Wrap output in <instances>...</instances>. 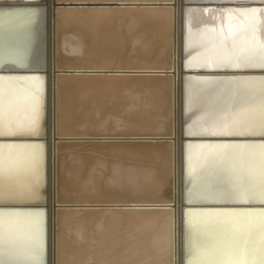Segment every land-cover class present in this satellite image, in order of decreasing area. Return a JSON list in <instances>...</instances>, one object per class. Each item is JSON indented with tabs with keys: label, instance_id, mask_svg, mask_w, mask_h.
Instances as JSON below:
<instances>
[{
	"label": "bare ground",
	"instance_id": "6f19581e",
	"mask_svg": "<svg viewBox=\"0 0 264 264\" xmlns=\"http://www.w3.org/2000/svg\"><path fill=\"white\" fill-rule=\"evenodd\" d=\"M5 1H9V0H5ZM34 1H37V0H34ZM222 1L230 2V0H222ZM23 2H26V1L23 0ZM52 2L50 4L40 5L36 9L35 8H19V9H14V10L0 9V15H2V16H4L5 12H8V13L11 14L9 16H11L12 18L13 17H17V18L20 19V18L29 17V18L33 19L31 21H27L26 26H32L33 29L36 30L37 35L41 34V36H42V49H43L42 50L43 54L41 56V61L37 62V60H36L37 53H35V50L33 48H31L32 46H29V50H25L26 49L25 46L21 47L20 49H17L18 45L20 43L17 42V44H15L16 41H12V40L7 39L8 36L13 35L14 32L11 31V29L12 28H16V25L15 24H11V23L10 24H8V23H6V24L0 23V70H9V69H11V70H14V69L15 70H32V69H37V68L41 69L44 66H46V63L48 62V58H49V48L48 49L47 48L44 49V46H45L46 42H47V44H49L52 41V39L50 40V30L48 31V28L51 29V27H52L53 8H56L54 10V19H55L54 20V30L55 29L63 30L62 34H61L62 38L60 37L59 42L57 41L58 42L57 46L54 45V54H55L54 58L58 59V62L55 63V68L57 70V76H56V79H55V82H56L55 136L57 137L56 139L58 140L57 143H54L55 144L54 145V152H55L54 190H55L56 202L58 203V205H61V207H65L64 206L65 203L64 202H60V200L62 198H64V199L67 198V195H69L70 193L74 194V192H76L77 194L78 193L79 194H87L88 193L90 196H92V194H94V193L102 194V193L106 192V193H104V194H106V196L104 195L105 198L107 197L106 199H108V196H109L107 193L114 194V196L119 194L120 197L123 194V197H125L126 201H121L120 200L121 198L120 199H116V197H117L116 196L114 198L116 200L115 201L116 203H113V204H111L112 203L111 201L107 202L106 200H105V202H103V200H102V202H101V200H99L100 202H95V201L90 202V201H88V203H85L82 200L81 201L78 200L79 196H77L76 193H75L76 196H77L76 200H78L80 202H78V201L74 202L73 198H71L70 195H69V197L73 201V204H71V206H76V207L78 206L77 208L81 209L82 210L81 212L86 214L87 217H90L89 220H91V221H93L94 218H96V215H99L98 214L99 212H101V211L103 212V210H106L109 213L111 212L110 215H112V216L119 215L120 220L113 219L112 216H110V215H109V217H107L108 219L105 217L106 220L102 222L103 227L102 226L100 227L101 228L100 229L101 233L103 232L104 234H106V236H107V234L109 235L110 233H112V236L114 234V237L118 236L117 237L119 239L118 242H119V245H121V246H119V248L117 247L118 248L117 251L119 253H124V251L126 250L125 248L127 247L126 243H128V242L127 241H126V243L123 242V239L125 238L124 236H125L126 230H128V232L130 231L129 232L130 235H134L135 236V234L139 233L143 229H145V231H146V229H147V231H149V230L151 231V228L153 230H155L153 228L154 226L153 227L151 226V223L153 224V222H154L153 225H156L157 226L156 228L159 229V230L156 229L155 230L156 231L155 235H153V236H155V239H156V244H155V246H153L154 249L156 250V254H151V255L147 254V256L146 255H141L140 253H143V251H145V250H143L141 252H139V250H138L139 253H137V254H140L141 258L143 256H145L144 258H142L141 262H143V259H144L145 263L148 262L146 264H150V263L153 264V262L161 263V264H173L171 259H168L167 262H166V260L170 256L174 255L173 254V248H172L173 247V245H172V224H173L172 218H174L173 217L174 216L173 213L176 212V210H175L176 207L175 206H176V203H177L176 199H177V193H178L176 191V184H177V180H176V165H177L176 164V147H177L178 141H177L176 137L173 138L174 131H176V117H175V114H176V112H175L176 111V106H175V101H176V92H175L176 81H175V78H176L177 74H176V71H175V67H176L175 47H176V43H177V35H179L178 34L179 33V31H178V28H179V17H178L179 13H178V11L179 10L177 8L178 5L176 7L174 6L175 0H162V1H160V5H159V7H160L161 4H168V6H166V5L165 6L168 7V9L170 11H172V14H173V24H172L173 27L171 29L172 32L169 31L171 33L170 37H169V41L165 40L166 43H168V45H167L168 46V58H167V60L165 59L166 61H163V60L160 61L161 58L160 59L158 58L159 60H154L152 62L147 63L146 64L147 67H145V72H147V73H144V72H132V73L129 74L131 76V78H133V79L134 78H136V79H140V78L141 79H149V78H152V77L154 78V77L159 76L157 78V81H156V84H155L156 88H154L155 89V94L152 93L153 94L152 96L148 95L149 97H147L145 95V93L147 91L146 88L145 89L142 88L141 90L137 89L136 91L141 92L140 98L136 97V96H133V97H135L133 99V97L130 96L132 98V100L130 101V100L127 99L126 101H123L121 103L123 105V110L119 111V110H117V107H119V106H114L112 108L103 109V101H101L102 100L101 97L99 98V102L96 103L95 99H97V98L93 97V93L95 91H97V89L95 87H92L89 84H84L82 86H77V87H75V85H74V80L75 79H83V78L86 79V78H89V77H94L95 78V77L103 76L104 80H105L107 78V76H108V73H107L108 70L107 69L106 70H100L101 67H102L101 66L99 69H96V70L94 69L95 71H93L91 74H89V76H87V75L83 76L82 74H79V73L74 75L72 73H69L70 70L64 69V63H65L66 60L63 57L72 56L73 51L76 48H80L82 50L85 49L86 48L85 47L86 43L84 41V36H87V35H88V37L89 36L90 37L94 36V34H95L94 33V29L98 25V21L85 24V22H83V21H85V19H89V18H92V17L95 19V17L98 18L100 16L99 14H109V13L112 14V12H118V13H121V14L124 15L125 14L124 12H126V13L129 12L130 13L132 11V13L133 12L135 13V14L134 13L132 14L133 15V20L130 17H129L130 19L126 18L127 15L125 17L124 16H121V17L122 18L124 17L123 19H125V21H127V22H128V20H132L131 22H133L134 20H137V19L140 20V18H142V17H146V16L148 17V16H151V15L153 16L154 13H152L151 9L155 8V6H156L155 2H152V4H150L147 1H143L142 2V1H138V0L137 1L136 0L135 1L118 0V1H101V2H97V1L96 2H88V1L75 2V0H74L73 2H71L72 4L71 3H67V2L66 3L62 2L61 3L60 1L59 2L58 1L55 2V4H56L55 6H59V7H54V3H52ZM157 5H158V3H157ZM236 6H237V4H236ZM31 10H36L34 15L32 14ZM85 11H87V12L90 11L89 16H84L85 13L83 15H81L82 12H85ZM157 11H159V10L157 9ZM93 12H96V14H93ZM40 13L43 14V17H41V15H40V17L42 18V20L40 19L41 25H42L41 27H40V23H39L40 21L38 19ZM129 16H131V15H129ZM244 16H246V15H244ZM249 16H250L249 17V23H247V25L249 24L248 32L246 34L247 38H246V40H244L246 45L247 44H251L249 40L251 38L255 37L256 33L258 32V28H259L258 27L259 19H258V17H256V14L252 13ZM243 17H241V18H243ZM8 18L9 17H4V19H8ZM244 18H246V17H244ZM237 20L235 19V21H237ZM95 21H96V19H95ZM235 23H237V22H235ZM211 24H213V23H211ZM74 25L76 26L75 30L80 33L79 37L81 39V42L79 41L78 44L74 43V41H72V40H69L67 38V36H65L68 33H73L74 34V30L72 29V27H74ZM233 25H234V23H233ZM127 26H128V24H127ZM129 26H131V25H129ZM228 26L230 27V25H228L227 22H225L224 25L222 26V29L218 30V32L220 33L219 34V38L216 39V40H215V37L213 38V41L210 43L207 52H202L203 50L200 51V49L194 43V46H193L192 51H191V53L193 54V57H192L193 58V62L197 63V65L198 64L200 65V64L208 63L210 59L213 60L214 62L215 61L216 62H226V61L227 62H231V61L235 60L234 59L235 52H233V51L232 52H229V51L226 52L225 51L226 55L224 57L221 56L219 54V52H218L223 47L222 46L223 45L222 37L225 36V35H228V32H227L228 29H229ZM112 27H113V25H112ZM236 28H235V30H236ZM240 28H242V27H240ZM109 29H111V28H109ZM192 29H194V28H192ZM96 30H98V28ZM168 30H167V32H168ZM235 30H234V33H235ZM39 31H40V33H39ZM150 31L151 30H149V32ZM230 32H232V31H230ZM113 33H115V32H113ZM236 33H237V31H236ZM146 35H147V33H146ZM205 35H207L206 37L209 39L208 36L212 35V34L209 33V35L208 34H205ZM126 37L124 36V38H126ZM167 38H165V39H167ZM195 38H197V36ZM93 39L96 40L97 37L94 36ZM107 39H108V37H107ZM258 39H260V38H258ZM262 39H263V37H262ZM19 40H20V38H19ZM105 40L106 39H104V41ZM109 40H107V41H109ZM146 40L148 41V39H146ZM159 40H161V38ZM112 41H111V43H112ZM195 41H196V39H195ZM204 41L206 42L207 39L204 40ZM229 42H231V41H229ZM254 42H256V41H254ZM109 43H110V41H109ZM115 43H116V41H115ZM125 43H126V40H125ZM139 43H142V42H139ZM163 43H165V42H163ZM186 43H188V42H186ZM198 43H200V42L198 41ZM134 44L135 45L132 46L131 49L133 50V48H134L135 51H137L138 45H137V43H134ZM106 45H109V44L107 43ZM128 45H130V44H128ZM161 45H164V44H161ZM96 46H98V45H96ZM103 46L105 47L104 44H103ZM118 46H120V45H117L116 48L115 47L114 48L115 49H119V48L121 49L122 48V47H118ZM167 46L165 44V47H167ZM186 46H188V44ZM198 46H200V45H198ZM205 46H206V44H205ZM93 47H95V46H93ZM107 47L109 48V47H112V46L109 45ZM143 48H144V46L142 47V49ZM160 48H162V46ZM200 48H201V46H200ZM109 49L113 50V48H109ZM126 49H128V48H126ZM165 49L167 50V48H165ZM253 49H255V50H253ZM253 49H250L249 53L255 52V54H258V57L260 58V56L262 55L261 45L260 46L258 45L256 48H253ZM93 50H92V53H94L96 51V49H95V51H93ZM116 51H114V53ZM241 51H244V49L241 50ZM89 52H90V50H89ZM97 52H98V50H97ZM110 52L108 51L109 54H110ZM118 52L120 53L119 50H118ZM81 53H83V51ZM114 53H111V54H114ZM159 54H160V52H159ZM241 54H242V52H241ZM85 55H87V54H85ZM125 55H127V54L125 53ZM80 56L81 55L78 56V54H77V56H75L74 58H76V57L79 58ZM95 56L97 57L98 55L96 54ZM156 56L158 57V55H156ZM240 56H242V55H240ZM253 56L256 57L255 55H253ZM249 57L250 56H248L247 58H249ZM254 57L249 59V60H251L254 63H258L259 61L257 62L254 59ZM258 57H256V58H258ZM126 58L130 59L131 57H126ZM143 58H144V56H143ZM220 58L222 59V61H220ZM241 59H242V57H240V60ZM243 59H244V57H243ZM252 59H254V60H252ZM236 60H237V58H236ZM127 61L125 60V62H127ZM251 64L252 63H250V65ZM2 65H3V67H1ZM4 65H9V67L8 66H4ZM245 65H247V64H245ZM190 67H191V65H190ZM201 67H203V66H201ZM223 67H225V66H223ZM103 68H105V67H103ZM205 68H207V67H205ZM73 71H75V70H73ZM179 74L180 73L178 71V75ZM216 74L219 75V76L225 75V77H221V78H223L222 82H223L224 86H221V85L219 86V85H215L214 83H212L210 85V88H209L211 93L212 92H217L218 93L216 95H211V104H214V106H215L213 108V113L216 116V118L214 119V120H216L215 126L218 125V124L221 125V124H228V123H229V126H236V122L235 121H233V120L228 121L229 117L228 118L226 117L228 115V113H229V109H230V106H231L232 98L235 96V93L237 92L236 91L235 93H233L231 77H228V75L234 76L236 74H234V73H229L228 74V72L216 73ZM125 75H127V74H125ZM253 78H255V80L258 79V80H256L257 82L259 81V79L264 80V78H260V77H258V78H256V77H242V81L245 83V85H248L247 90H245V95L242 97V100L245 101L246 99H249V97L252 100V98H253L251 104H252V106L254 107V110H255L254 113H255V118H256L257 124L260 125V123L262 121H264V107H263V105L261 106V104L259 103L260 99L259 100L257 99L256 92L258 90H256V92H255V89L252 90V92H251L252 96H250L251 94H250L249 91H251L250 87H252L250 85H253V84L256 83V82L255 83L253 82V80H252ZM233 79H235V78H233ZM19 80L20 79H15V80H12V79L8 80L7 79V81H5V82H0V129H3L5 134H19V133L30 134V133H27V132H24V131H16V130L18 128H22L23 126L28 124V122L33 117L34 108H35L38 111V116H39V120H38V129L39 130H38L37 134H41L42 131H43L42 118H43V103H44L43 96H41L42 95V89H43L41 80L40 79L31 78V79H29L27 81L25 80V82H18ZM192 80L196 81V80H199V79H192V78L188 79L186 81V89H189ZM247 80H251V81H247ZM2 81H4V80H2ZM204 81H206V80H204ZM96 83H98V85L100 87L99 78H98V81H96ZM101 83H103V82H101ZM259 84L261 85L262 83L260 82ZM98 85H97V87H98ZM195 85L196 86L194 88L197 87V84H195ZM243 85L244 84L242 83V86ZM262 86H264V83L262 84ZM102 87H104V86H102ZM192 87L193 86H191L190 89H192ZM216 87H217V89H216ZM132 89L135 92V89L134 88H132ZM243 89H244L243 87H240V89L238 91L239 94H241ZM133 90H131V91H133ZM131 91H130V95L134 93V92L131 93ZM261 95H264V94L261 93ZM98 96H101V95H98ZM187 96L188 95H186V98H187ZM239 96H241V95H239ZM191 98H193V96ZM258 98H259V93H258ZM261 98H262V96H261ZM197 99H198L197 95L195 94L194 95V102L195 103L198 102ZM203 99H204V97H203ZM205 99H204V101H205ZM263 99H264V97H263ZM111 101H113V99H111ZM143 101L145 103H143ZM233 103H235V102H233ZM140 105L145 107L147 113H149V115H150L148 123L146 125L145 124H132V127H131L132 131L128 133L130 136H127L128 137L127 139H125V140H122V139L115 140V141H119V142H124L125 144H123L121 146H115L114 147V154H113L112 160L109 158L111 160V163L109 162V160H108V162L110 164L106 161L109 164L108 165L105 162V160H107V159H104V157L101 156V155L100 156L97 155V158L95 157V160H96L95 161L94 158L90 156V154H88L89 155L88 156L87 153H86V155L88 156V157L86 156L88 159L85 157L86 160H89V157H91V159H93L95 161L94 162L95 164L92 167L93 171H91V169H90L91 173H90V175L87 178H85V177L88 174H84L85 176L82 174L84 177L82 179L81 178L79 179L76 176L77 174H79V173H77L78 170L75 171L76 175L74 174V176H76V178H74V176L71 177V174H73L71 172L72 170L69 171L67 169L69 172L66 171V168H68L67 167L68 158H70L72 156L71 157V161H72V158L74 157L75 160H77V163L81 162V156L84 158L85 155L83 156V154L85 152L81 155V154H78V153L79 152L81 153L83 150L80 149L79 152H78L79 149L75 150L78 153H76V152H74V153H76V155L78 154V156H73L74 153H72V152H71L72 154L68 153L70 151L71 147H74L75 145H78V144H80V146H81V143H74L75 144L74 146L71 145L73 143V142L71 143V140H73L74 137L71 138L70 132H72V131L75 132L76 131L78 133L79 131L87 130L86 125L95 127L97 125V121H99L100 119H105L106 115H110L113 118L116 117V119L119 117L120 120H121V122L119 123V126L125 128L128 125L130 126L129 123L132 122V120H130V118H129V115L132 114L133 112H135L137 107H139ZM188 105L189 104H187V106ZM108 107H110V106H108ZM125 108H127L128 112L125 111ZM168 113H169V115H168ZM167 115H168V120H171L170 122H171V124L173 123V125H171L172 127H169L170 129L166 131L165 130V126H166L165 118H166ZM223 116H225V118ZM247 121H248V119H247ZM239 122H240V120H239ZM254 123H255V121H254ZM255 126H256V124H255ZM249 127H252V124ZM10 129L12 130L11 132H9ZM88 129H90V128L88 127ZM186 129H188V127H186ZM196 129L198 130L197 127H196ZM88 131H86L87 134H88ZM199 132H200V130H199ZM64 134H70L69 135L70 138H69V136L66 137V135H64ZM72 134H74V133H72ZM202 135H205V134H202ZM86 137L81 136V139H77V140H79V141H83V140L87 141L88 140V144H89L90 143V138H88V137L86 138ZM105 138L106 137L104 136V139ZM105 140H104V144H105ZM142 143H146L147 145H149V147H150L149 151H151L150 158H149L150 160L148 159L149 160V164L146 165V166H145V163H141L140 162L142 160H140V161L137 160L138 161V163H137L136 159H135V155H137V154H136V152H134V150H136L137 147L141 146ZM203 144L204 145H208V144L215 145L213 143H201V145H203ZM223 144L241 145V144H230V143H223ZM159 146H160V149H159ZM252 147H253L252 148L253 149L252 153L254 152V155H252V158H254V160L249 163L250 166H251L250 170L252 171V173L251 174L248 173V170H247V175L251 176V178L250 177L247 178V175H245V176L243 175L245 177L244 181H247L248 179L251 180V181L248 180L249 189H247L245 191L244 188L239 187V190L237 191V189L233 190V189H226L225 188L224 190L226 192L233 193V195H228V196H219L218 195L217 198H216L217 200H218V197H219V198H221V200H225V201H228V200L240 201L241 198L245 199L251 193H252L251 196H253L254 198H259L261 187H260L258 182L261 179L264 178V173L261 174V177H258L260 175V171H259V175H256V172L254 173V169L255 168L256 169L257 168H263L262 170H264V163H263V165H260L261 161H264V156L262 158L258 157L257 148H261L260 145H252ZM239 148L240 147H233V149H236V151H239ZM63 149L65 150V151H63V152H65V154H63L64 156L60 155V154H62L61 150H63ZM75 149H77V148H75ZM85 149H86V146H85ZM92 149L93 148H91L90 150H92ZM229 149H230V147L227 148V150H229ZM71 151H74V149L71 150ZM2 152L5 155L7 154L8 156H10V158L12 160H15L16 164H19V166H17V165H15V166H16V171L17 172L19 171L18 173H20L19 177H15V176L12 177V178L10 177L8 185L6 187V190L9 191L10 193H16V194H14L15 196L24 197L23 199H28L30 201H34V199H37V197L36 198H31V197H28L26 195H21V193H26L30 189H34L35 191H37V188L40 185L41 172H42V170H41V160H40L41 159V150L40 149L38 150V148H32V147L31 148H25L24 147L21 150H19V149L18 150H14V148H7V149L5 148V150L3 149ZM138 152H141V151H138ZM196 152L197 151H194L191 154V160L192 161H195L196 158H197ZM94 153H97V152H94ZM230 154L232 155V153H230ZM91 155L94 156V154H91ZM64 157H65V159H63ZM136 157H138V156H136ZM222 157L224 158L225 156H222ZM60 160H62V161H60ZM64 160H66V163L64 164L65 166L61 167L63 165L62 163L64 162ZM22 161H25V162H22ZM89 161H91V160H89ZM139 162H140L141 165L142 164H144V165L138 167L139 166L138 165ZM69 163L71 165L74 164V163L72 164L70 162V159H69ZM89 163H92V162H89ZM84 166H85V164H84ZM69 167H71V166H69ZM238 167L239 168L241 167L240 164L238 165ZM61 168L64 169V171H63L64 173L61 174V176H60ZM72 168H74V167H71V169ZM75 168H74V170H75ZM105 169H107V171ZM85 170H87V169H85ZM104 170L106 172H104ZM228 170H229L228 166H225V168L223 170V173L221 175L224 176V173H226ZM242 171H243V167H242L241 173H242ZM67 172L68 173L71 172V173L68 174ZM85 173H87V172L85 171ZM191 174H192L191 170L189 168V165L187 164L186 175H187V181L188 182H190ZM79 175H81V174H79ZM82 175H81V177H82ZM241 176L242 175H240V177ZM164 178H167V182H166V179L164 180ZM201 178H202V180H201L200 184L198 185V187L204 189V188L208 187V179L204 175H202ZM74 181H75V183H74ZM80 182H82V183H80ZM221 182L222 181H220V183ZM167 183L170 185L169 188H165ZM240 184H241V182L239 183V185ZM256 184L258 186L257 189H256ZM216 186H217V184L214 185V187H216ZM242 186H243V184H242ZM192 187H194V186H192ZM219 187H220V189L222 188L221 185H219ZM9 188H10V190H9ZM262 191H264V188H263ZM241 192L247 193L248 195H246L244 197H240L238 195H235L236 193H241ZM196 194H198V193H196ZM9 196H11V195H9ZM114 196L111 195L110 197L113 199ZM131 196L135 197L136 200L135 199L131 200L133 198H131V199L127 198V197H131ZM82 198H84V197H82ZM86 198H87V196H86ZM98 199H101V198H98ZM89 200H91V199H89ZM109 200H110V198H109ZM67 201L65 200V202H67ZM69 202L71 203V201H69ZM62 203H64V204H62ZM108 203H110V205ZM103 204H105V205H103ZM106 204H108V205H106ZM100 205H103V206H100ZM156 205L170 206V207L173 206L174 209L173 208L172 209L171 208L170 209H163V208H159V207H154V208H149L148 207V206H156ZM119 206H121V207H119ZM122 206L127 207V208H124ZM135 206H137V207H135ZM142 206H145V207H142ZM111 207H113V208H111ZM71 210L72 209H70V211ZM76 211H77V209H76ZM68 212H69V210L66 211L65 208L57 209V211H56V223H57L56 245H57V252H59V251L61 252V255H57L56 256V262L57 263L60 262L61 260L63 261V259L60 260L59 257H63L64 254L69 253L67 248L75 246V245H72V244L76 243V241H78L81 244H83L84 242H91V240L93 242L94 239L95 240L96 239H99V240L101 239L102 240L103 237H105L104 234L98 233V232H100V231H98L99 230V226H98V228L96 227V224H94V223H96L95 221L93 223L90 222L89 220H87L86 222H81V220L78 219L79 217L77 218L78 219L77 220V219H75V216H72V218L74 217L73 220H72L70 218L71 216L70 217H68V216H69V214H72L73 212L72 211H71V213L70 212L68 213ZM81 212H80V215H81ZM105 212H103V213H105ZM76 213H74V215ZM164 214L168 215V217L165 218L164 220H161V221L158 222L157 221L158 220L157 217L158 216L162 217ZM101 217H102V215H101ZM219 217L221 218L219 222L220 223L221 222L224 223V225L226 226L225 227L226 229H230L228 234H232V233H230V232H233V230H231V227H230V226H232V223L225 216H220L219 215ZM236 217H238V216H236ZM240 217L243 218L242 216H240ZM155 218H157V220ZM233 219H235V218H233ZM77 221H79V222H77ZM97 221H99V220H97ZM191 223H192V220H191ZM148 226H151L150 229H149ZM168 227H169V231L166 229ZM157 231H158V233H157ZM166 231H168V233ZM143 232H144V230H143ZM150 233L148 232L147 234H150ZM153 233H154V231H153ZM115 234H116V236H115ZM140 234H142V237H141V239L138 237V239H137L138 245L141 246L142 243L144 245H146V244L148 245L150 240L148 241V239L146 238V244H145L144 243L145 241H143V242L141 241L142 239L145 240V236L143 235L144 233L141 232ZM166 234L167 235L169 234L168 235V242L166 241L167 239L162 240V238H160V237H164L165 238ZM137 235H139V234H137ZM151 235H152V233H151ZM150 236H149V238H150ZM107 238H109V236ZM110 238H111V236H110ZM131 238H132V236H131ZM114 239H116V238H114ZM130 240L133 241L132 239H130ZM151 240H153V239H151ZM111 241H108V242H111ZM131 241H129V242L131 243ZM165 241L167 243H169L168 244L169 247H167V250H166V248H164V247H166V245H165L166 242ZM104 242L108 243L107 239H105ZM115 242H117V241H115ZM101 243H102V241H101ZM101 243H100V245H102V244L104 245L105 244V243H102V244ZM134 243H135V241H134ZM153 243H155V242H153ZM235 243L240 245V241H238V240H236ZM110 244H113V243H110ZM110 244H108V245H110ZM100 245H98V246L100 247ZM105 245L107 246V244H105ZM128 245H130V244H128ZM37 246L38 245H36V247ZM124 246H126V247L124 248ZM111 247H113V246H111ZM108 248H109V246L106 247V249H108ZM106 249H104V250L106 251ZM109 249H111V251L113 250L112 248H109ZM137 249H139V248H136V250ZM72 250L77 251L76 248H73ZM140 250H142V249H140ZM86 251H89V249H87ZM86 251H85V254H88V253H86ZM111 251H109L108 253H111ZM129 251H131V250H129ZM133 251L134 250H132L131 252H133ZM223 251H225V249L222 247L221 251H219V252H223ZM112 252H114V251H112ZM145 252H147V250ZM108 253L106 252L104 254H108ZM134 253H136V252H134ZM98 254H99V256H102L100 253H98ZM113 254H112L113 256L112 255L111 256L113 258H116V255L118 253L115 252ZM121 255L122 254H120V256ZM106 256H109V255H106ZM123 256H125V255H122V257ZM136 256L134 258H137ZM117 257H119V256L117 255ZM140 257L138 255V258L141 260ZM108 258H106V259H108ZM120 258L116 259V260L117 261H119V260L122 261L121 260L122 258L121 259ZM134 258H131V260L132 259L134 260ZM216 258L217 259L218 258L219 259H223L224 256L217 255ZM256 258H258V257H256ZM100 259L104 260L105 258L104 257L98 258V260H100ZM58 260H60V261H58ZM125 260H126V258H125ZM204 260H206V259L204 258L203 262H204ZM96 261H97V259H96ZM112 261H113V259L110 261L111 264L115 262V259H114V262H112ZM123 261H122V263H123ZM90 262H93L94 264H96L94 261H90ZM100 262L103 263V264L105 263V261L102 262V260ZM106 262L107 263H105V264H108L107 260H106ZM133 262H131V264H134ZM199 262H200V260L198 261V263ZM60 263H62V262H60ZM143 263H141V264H143Z\"/></svg>",
	"mask_w": 264,
	"mask_h": 264
},
{
	"label": "rangeland",
	"instance_id": "374dc122",
	"mask_svg": "<svg viewBox=\"0 0 264 264\" xmlns=\"http://www.w3.org/2000/svg\"><path fill=\"white\" fill-rule=\"evenodd\" d=\"M16 1H18V0H16ZM19 1H23V0H19ZM64 2V3H71V2H73L72 0H55V2ZM80 1H88V2H101V1H118V0H75V2H80ZM131 1H135V0H131ZM137 1V0H136ZM138 1H147V2H149L150 4H152V2H155V4H156V6H155V8L154 9H151V11H152V13H154V15L152 16H146V17H142V18H140V20L139 19H137V20H134L133 22H131L132 20H133V13H132V11L129 13V12H124L125 14L123 15V14H121V13H118V12H112V14H99L98 16V18L97 17H95V19H96V21H95V19L92 17V18H89V19H85V21H83V22H85V24H88V23H91V22H97L98 21V25L95 27V29H94V36H96L97 37V39L96 40H94L93 39V37L91 38L90 36L88 37V35L87 36H84V41H85V49H80V48H76L74 51H73V54H72V56H70V57H63L66 61H65V63H64V69H68V70H70L69 71V73H72V74H77V73H79V74H82L83 76L84 75H87V76H89V74H91L93 71H95L96 69H99L101 66V69L100 70H108V76H107V78L104 80V77L103 76H100V77H89V78H83V79H75L74 80V85H75V87H77V86H82V85H84V84H89V85H91L92 87H95L96 89H97V91H95L94 93H93V97L94 98H97V99H95L96 100V103H98L99 102V98L101 97V101H103V109H105V108H112V107H114V106H119V107H117V110H119V111H122L123 110V105L121 104L123 101H126L127 99L128 100H132V98L131 97H133V96H136V97H139L140 98V94H141V92H138V91H136L137 89L138 90H141L142 88H146V93H145V95L147 96V97H149V96H152L153 94H155V89L154 88H156V81H157V78L159 77V76H157V77H152V78H149V79H136V78H131V76L129 75L130 73H132V72H144V73H147V72H145V67H147L146 66V64L147 63H149V62H152V61H154V60H159L160 58H161V60L160 61H166L167 60V58H168V43H166V41L165 40H167V41H169V37H170V32H172V24H173V14H172V11H170L169 9H168V7H166V6H168V4H161V6L159 7V5H160V1H162V0H138ZM186 1H191V2H224V1H222V0H186ZM238 1H247V2H264V0H230V2H238ZM157 3H158V5H157ZM189 3V2H188ZM72 4V3H71ZM236 4H237V6H236ZM236 4H229V5H233V6H235V7H233V8H224L223 10H222V8H221V10L220 9H217V8H186L185 10H184V28H185V30H184V35L186 36L185 37V43L186 42H188V43H186V45L188 44V46H186V55H185V63H186V65L188 66V67H190V65H191V67H201V66H203V67H207V68H213V69H215V68H222L223 66H225V67H229V68H237V69H240V68H243V67H246V66H252V64L254 63V62H252L251 60H249V59H251V58H253L254 56L253 55H255L256 57H258V54H255V52H251V53H249V50L250 49H253V48H256L258 45L260 46L261 45V43L262 42H264V7H253V8H243V7H239V6H250L249 4H240V3H236ZM164 5V6H163ZM166 5V6H165ZM178 5V6H177ZM259 5H262V4H259ZM69 6V5H68ZM174 6L176 7L177 6V8H178V10H180V4L178 3V0H175V3H174ZM161 8V9H160ZM182 8V7H181ZM157 9L159 10V11H157ZM237 9V10H236ZM156 10V11H155ZM189 10H190V12H189ZM200 10V11H199ZM219 10V11H218ZM85 13V15L84 16H89V14H90V11H85V12H82V14L81 15H83ZM178 13H179V11H178ZM191 13V14H190ZM219 13V14H218ZM237 13V14H236ZM252 13H255L256 14V17H258V19H259V24H258V32L256 33V35H255V37L254 38H251L249 41H250V43L251 44H245V42H244V40H246V38H247V36H246V34H247V32H248V26H249V24L247 25V23H249V15H251ZM93 14H96V12H93ZM131 15V16H129V15ZM135 14V13H134ZM225 14V15H224ZM40 15H41V17H43V14L42 13H40L39 14V17H40ZM92 15V14H91ZM127 15V16H126ZM162 15V16H161ZM232 15V16H231ZM244 15H246V16H244V17H246V18H244L243 16ZM31 16V15H30ZM109 18H108V17ZM121 16H126V18H132V20H128V22L127 21H125V19H123ZM135 16V15H134ZM201 16V17H200ZM237 16V17H236ZM4 17L5 16H2V15H0V23H4V24H6V23H8V24H15L16 25V28H12L11 29V31H13L14 33H13V35H10V36H8L7 37V39H9V40H12V41H16V43L15 44H17V42H19L20 44L18 45V48L17 49H20L21 47H24L25 46V50H29V46H32L31 48H33L34 50H35V53H37V55H36V60H37V62L38 61H41V56H42V54H43V49H42V36H41V34H39V35H37V33H36V30H34L33 29V27L32 26H26V23H27V21H31V20H33V19H31V18H29V17H25V18H17V17H11V16H8L9 18L8 19H4ZM38 17V19H39V21H40V19L42 20V18L40 17L39 18ZM179 24H180V20H181V16H180V13H179ZM241 17H243V18H241ZM129 18V19H130ZM186 18V19H185ZM229 18V19H228ZM235 19L237 20V21H235ZM243 19V20H242ZM204 20V21H203ZM231 20V21H230ZM234 20V21H233ZM241 20V21H240ZM246 20V21H245ZM90 21V22H89ZM244 21V22H243ZM137 22V23H136ZM198 22V23H197ZM225 22H227V24L228 25H230V27H229V29H228V35H225V36H223V37H228V41H227V46H225V44L223 43V41H222V43H223V47H222V49H220L218 52H219V54L221 55V56H225L226 54V52H235V57H234V61H231V62H214L213 60H209V62L208 63H205V64H198L197 65V63H195V62H193V54L191 53V51H192V48H193V46H194V43H195V45L200 49V51H202V52H207L208 51V48H209V45H210V43L213 41V38L215 37V40L216 39H218L219 38V32H218V30H221L222 29V26L224 25V23ZM235 22H237V23H235ZM243 22V23H242ZM40 23V27L42 26L41 25V21L39 22ZM114 23V24H113ZM211 23H213V24H211ZM233 23H234V25H233ZM127 24H128V26H127ZM221 24V25H220ZM242 24V25H241ZM104 25V26H103ZM112 25H113V27H112ZM124 25V26H123ZM129 25H131V26H129ZM100 26V27H99ZM206 26V27H205ZM215 26V27H214ZM239 26V27H238ZM75 25H74V27H72V29L74 30V34L73 33H68L67 35H65V36H67V38L69 39V40H72V41H74V43H76V44H78V42L80 41L81 42V39H80V33L78 32V31H76L75 30ZM129 27V28H128ZM212 27V28H211ZM221 27V28H220ZM237 27V28H236ZM240 27H242V28H240ZM98 28V30H96ZM100 28V29H99ZM103 28V29H102ZM109 28H111V29H109ZM114 28V29H113ZM179 28H180V25H179ZM192 28H194V29H192ZM234 28V29H233ZM235 28H236V30H235ZM240 30H239V29ZM42 29V28H41ZM40 29V30H41ZM169 29V30H168ZM243 29V30H242ZM50 29L48 28V31H49ZM110 32H109V31ZM149 30H151L150 32H149ZM167 30H168V32H167ZM214 30V31H213ZM234 30H235V33H234ZM62 31L63 30H59V29H55V32H54V37L56 38L55 40H54V45H56L57 46V44H58V42H59V40H60V37H61V34H62ZM115 32V33H113V32ZM123 31V32H122ZM170 31V32H169ZM230 31H232V32H230ZM236 31H237V33H236ZM261 31V32H260ZM130 32V33H129ZM145 32V33H144ZM39 33H40V31H39ZM143 33V34H142ZM146 33H147V35H146ZM209 33L210 34H212V35H209ZM70 34V35H69ZM197 34V35H196ZM205 34H208L209 36V39L206 37L207 35H205ZM217 34V35H216ZM85 35V34H84ZM117 35V36H116ZM130 35V36H129ZM168 35V36H167ZM216 35V36H215ZM231 35V36H230ZM124 36L126 37V38H124ZM197 36V38H195ZM59 39H58V38ZM101 37V38H100ZM107 37H108V39H107ZM139 37V38H138ZM144 37V38H143ZM148 37V38H147ZM168 37V38H167ZM194 37V38H193ZM223 37H222V40H223ZM262 37H263V39H262ZM6 38V37H5ZM19 38H20V40H19ZM62 38V37H61ZM142 38V39H141ZM161 38V40H159ZM165 38H167V39H165ZM188 38V39H187ZM190 38V39H189ZM204 38V39H203ZM211 38V39H210ZM232 38V39H231ZM258 38H260V39H258ZM22 39V40H21ZM89 39V40H88ZM101 39V40H100ZM104 39H106L105 41H104ZM110 39V40H109ZM115 39V40H114ZM146 39H148V41L146 40ZM195 39H196V41H195ZM207 39V43L204 41V40H206ZM231 39V40H230ZM107 40H109L110 41V43H109V41H107ZM113 40V41H112ZM125 40H126V43H125ZM189 40V41H188ZM237 40V41H236ZM58 41V42H57ZM99 41V42H98ZM111 41H112V43L114 44H112L111 43ZM115 41H116V43H115ZM132 41V42H131ZM198 41L200 42V43H198ZM204 41V42H203ZM229 41H231V42H229ZM254 41H256V42H254ZM52 42V41H51ZM95 42V43H94ZM107 44H109L110 46H112V47H109V48H113V50L111 51L107 46H109V45H106L105 43ZM139 42H142V43H139ZM163 42H165V43H163ZM118 43V44H117ZM134 43H137V45H138V48H137V51H135V49L133 48V50L131 49V47L132 46H134L135 44ZM203 43V44H202ZM206 44V46H205V44ZM232 45H231V44ZM32 44V45H31ZM100 44V45H99ZM103 44L105 45V47L103 46ZM128 44H130V45H128ZM161 44H164V45H161ZM165 44H166V46L167 47H165ZM236 44V45H235ZM95 46V47H93V46ZM96 45H98V46H96ZM117 45H120V46H118V47H122L121 49L119 48V49H115L116 48V46ZM191 45V46H190ZM198 45H200L201 46V48H200V46H198ZM246 45V46H245ZM52 46H53V44H52ZM144 46V48L142 49V47ZM162 46V48H160ZM190 46V47H189ZM252 46V47H251ZM255 46V47H254ZM98 47V48H97ZM115 47V48H114ZM117 47V48H118ZM251 47V48H250ZM92 48V49H91ZM107 48V49H106ZM126 48H128V49H126ZM165 48H167V50L165 49ZM230 48V49H229ZM236 48V49H235ZM94 49V50H93ZM95 49H96V51H95ZM141 49V50H140ZM232 49V50H231ZM244 49V51H241V50H243ZM89 50H90V52H89ZM92 50L93 51H95L94 53H92ZM97 50H98V52H97ZM117 50V51H116ZM118 50L120 51V53L118 52ZM253 50H255V49H253ZM83 51V53H81ZM107 51V52H106ZM108 51L110 52V54L108 53ZM114 51H116L115 53H114ZM156 51V52H155ZM162 51V52H161ZM167 51V52H166ZM226 51V52H225ZM97 52V53H96ZM159 52H160V54H159ZM241 52H242V54H241ZM111 53H114V54H111ZM125 53L127 54V55H125ZM141 53V54H140ZM77 54H78V56L79 55H81L79 58H74L75 56H77ZM85 54H87V55H85ZM93 54V55H92ZM98 55L97 57L95 56V55ZM132 54V55H131ZM247 54V55H246ZM249 54V55H248ZM253 54V55H252ZM106 55V56H105ZM115 55V56H114ZM120 55V56H119ZM130 55V56H129ZM156 55H158V57L156 56ZM160 55V56H159ZM240 55H242V56H240ZM62 56V55H61ZM123 56V57H122ZM131 57L130 59H127L126 57ZM143 56H144V58H143ZM163 56V57H162ZM248 56H250L249 58H248V60H249V62H247V63H245V62H243V57L245 58V57H248ZM252 56V57H251ZM85 57V58H84ZM93 57V58H92ZM239 57V58H238ZM240 57H242V59L240 60ZM256 57H254V59L258 62L259 60V57L258 58H256ZM73 58V59H72ZM108 58V59H107ZM112 58V59H111ZM154 58V59H153ZM157 58V59H156ZM159 58V59H158ZM191 58V59H190ZM236 58H237V60H236ZM86 59V60H85ZM166 59V60H165ZM254 59H252V60H254ZM111 60V61H110ZM123 60V61H122ZM125 60L127 61V62H125ZM131 60V61H130ZM146 60V61H145ZM150 60V61H149ZM192 60V61H191ZM54 61H55V63L56 62H58V59H54ZM121 61V62H120ZM220 61H222V59L220 58ZM255 61V62H256ZM98 62V63H97ZM240 63V67H236L235 65L237 64V63ZM127 63V64H126ZM250 63H252L251 65H250ZM259 63V62H258ZM258 63H254L255 65H257ZM71 64V65H70ZM245 64H247V65H245ZM249 64V65H248ZM196 65V66H195ZM4 66H8L9 67V65H4ZM107 66V67H106ZM1 67H3V65L1 66ZM103 67H105V68H103ZM85 68V69H84ZM103 68V69H102ZM95 69V70H94ZM114 69V70H113ZM118 71H117V70ZM126 71H125V70ZM73 70H75V71H73ZM143 70V71H142ZM72 71V72H71ZM115 71V72H114ZM123 71V72H122ZM131 71V72H130ZM75 72V73H74ZM113 74H112V73ZM86 73V74H85ZM123 74V75H122ZM125 74H127V75H125ZM212 74H216V73H212ZM234 74H236V75H241V74H243V73H241V72H235ZM125 76V77H124ZM235 76V75H234ZM234 76H230L231 77V82H232V89H233V93H235L236 91V93H235V96L232 98V101H231V106H230V109H229V113H228V115L226 116L229 120L228 121H230V120H233V121H235L236 122V126H247V127H249V126H251V124H252V127H250V128H252V129H258V127H259V124H257V121H256V118H255V110H254V107L252 106V100H253V98H252V100H251V98L249 97V99H246L245 101H243L242 100V97L245 95V90H247V87H248V85H245V83L242 81V76H238V77H234ZM93 78V79H92ZM98 78H99V82H100V87H99V85H98V83H96V81H98ZM128 78V79H127ZM218 78V79H217ZM233 78H235V79H233ZM92 79V80H91ZM192 79H199V80H192V82H191V85H190V87L191 86H193L192 87V89H190V87H189V89H186V95H188L187 96V98H186V102H185V105H186V112H187V115L189 116V119L191 120V122L190 123H187V127H188V129H187V133H189V134H191V133H193V132H199V130H200V134H204L203 132H202V129L203 128H212L213 126H215V124H216V120H214L215 118H216V116L214 115V113H213V108L215 107L214 106V104H211V95H216V94H218L217 92H212L211 93V91L209 90V88H210V85L212 84V83H214L215 85H221V86H224V84H223V82H222V79L223 78H221V77H213V78H205L204 80H206V81H204L203 79H200V78H198V77H194V78H192ZM2 80H4V81H2ZM9 80V79H8ZM235 80V81H234ZM240 80V81H239ZM253 80V82L256 84H253V85H250V86H252V87H250V90L251 91H249L250 92V94H251V92H252V90H254L255 89V92H256V90H258L257 92H256V95H257V99L260 101L259 103L261 104V106L263 105V107H264V99H263V97H264V95H261V93L262 94H264V86H262V84L264 83V80H261V79H259V81L262 83L261 85L259 84L260 82L258 81H256V80H258V79H256L255 80V78H253L252 79ZM5 81H7V79H0V82H5ZM150 81V82H149ZM203 81V82H202ZM217 81V82H216ZM247 81H251V80H247ZM101 82H103V83H101ZM155 82V83H154ZM195 82V83H194ZM206 82V83H205ZM143 83V84H142ZM238 83V84H237ZM242 83L244 84L243 86H242ZM98 85V87H97V85ZM146 84V85H145ZM195 84H197V87L196 88H194L196 85ZM237 86H236V85ZM252 84V83H251ZM240 85V86H239ZM258 85V86H257ZM102 86H104V87H102ZM261 86V87H260ZM138 87V88H137ZM240 87H243L244 89H243V91L241 92V94H239V89H240ZM254 87V88H253ZM258 87V88H257ZM260 87V88H259ZM132 88H134L135 89V92H134V90L132 89ZM198 88V89H197ZM262 88V89H261ZM202 89V90H201ZM206 89V90H205ZM216 89H217V87H216ZM131 90H133V91H131ZM190 90V91H189ZM202 92H201V91ZM204 90V91H203ZM130 91H131V93H133V94H131L130 95ZM198 91V92H197ZM200 91V92H199ZM260 91V92H259ZM263 91V92H262ZM248 92V93H249ZM153 93V94H152ZM193 93V94H192ZM210 93V94H209ZM258 93H259V98H258ZM197 95V103H195L194 102V95ZM249 94V95H250ZM98 95H101V96H98ZM149 95V96H148ZM206 95V96H205ZM237 95V96H236ZM239 95H241V96H239ZM122 96V97H121ZM131 96V97H130ZM193 96V98H191ZM250 96H252V94L250 95ZM261 96H262V98H261ZM190 97V98H189ZM203 97H204V99H205V101H204V99H203ZM254 97V96H253ZM135 97H133V99H134ZM208 98V99H207ZM111 99H113V101H111ZM149 99V98H148ZM236 99V100H235ZM263 99V100H262ZM204 101V102H203ZM233 102H235V103H233ZM250 102V103H249ZM105 103V104H104ZM143 103H145L144 101H143ZM187 104H189L188 106H187ZM198 104V105H197ZM206 104V105H205ZM196 105V106H195ZM108 106H110V107H108ZM237 107V108H236ZM248 107V108H247ZM129 108V107H128ZM140 108V109H139ZM233 108V109H232ZM207 110V111H206ZM235 110V111H234ZM125 111H127L128 112V110H127V108H125ZM232 111V112H231ZM234 112V113H233ZM249 112V113H248ZM137 113V114H136ZM133 114V115H132ZM132 114H130L129 115V118H130V120H132V122L131 123H129L130 124V126L128 127H125V128H123V127H120L119 126V123L121 122V120H120V118L118 117L117 119H116V117H111L110 115H106V118L105 119H100L99 121H97V125L94 127V126H87L86 125V128H87V130H83V131H79L78 133L75 131H72V132H70V134H64V135H66V137H68L69 135L71 136V138H73V140H71V145L72 146H74L75 144L74 143H81V146H80V144H78V145H75L74 147H71L70 148V151L68 152V153H70V154H72V153H74V152H76V153H78L79 151H80V149L81 150H83L81 153L79 152L78 154H83L84 152V154H83V156H84V158L81 156V162H78L77 163V160H75V158L73 157L72 158V161H71V157L70 158H68V160H67V167L68 168H66V171H70V170H72L71 172L73 173V174H71V177H73L74 176V174L76 175V173H75V171H77V173H79V174H88V175H86V177L85 178H87L89 175H90V173H91V171H93L92 170V167L94 166V162L96 161L95 160V157L97 158V155H101V156H103L104 157V159H107V160H105V162L107 161L108 162V160H109V162L111 163V160H112V157H113V154H114V147L115 146H121V145H123V144H125L124 142H119V141H115V140H120V139H122V140H125V139H127L128 137L127 136H130L128 133L129 132H131L132 130H131V127H132V124H147L148 123V120H149V117H150V115H149V113H147V111H146V108L145 107H143L142 105H140L139 107H137V109H136V111L135 112H133ZM135 114V115H134ZM198 114V115H197ZM233 114V115H232ZM102 115V114H101ZM100 115V116H101ZM168 115H169V113H168ZM168 115L166 116V118H165V124H166V126H165V130L167 131V130H169L170 128L169 127H172L171 125H173V123L171 124V120H168ZM248 115V116H247ZM137 116V117H136ZM140 116V117H139ZM247 116V117H246ZM224 118H225V116H223ZM222 117V118H223ZM91 118V117H90ZM99 118V117H98ZM110 118V119H109ZM235 118V119H234ZM246 119V120H245ZM247 119H248V121H247ZM252 119V120H251ZM239 120H240V122H239ZM113 121V122H112ZM207 121V122H206ZM254 121H255V123H254ZM138 122V123H137ZM189 122V121H188ZM238 122V123H237ZM255 124H256V126H255ZM219 126H222V125H224V124H218ZM228 125H229V123H228ZM249 125V126H248ZM111 126V127H110ZM88 127L90 128V129H88ZM196 127L198 128V130L196 129ZM97 128V129H96ZM89 130V131H88ZM94 130V131H93ZM86 131H88V134H87V132ZM83 132V133H82ZM90 132V133H89ZM72 133H74V134H72ZM77 133V134H76ZM85 133V134H84ZM199 134V135H200ZM73 135V136H72ZM77 135V136H76ZM85 135V136H84ZM192 135V134H191ZM206 135V134H205ZM258 135V134H257ZM70 136H69V138H70ZM81 136H83V137H88V138H90V143L88 144V140L86 141V140H83V141H79V140H77V139H81ZM95 136V137H94ZM104 136L106 137L105 139H104ZM108 136V137H107ZM76 137V138H75ZM86 137V138H87ZM93 138V139H92ZM76 139V140H75ZM104 140H105V144H104ZM87 142V143H86ZM83 143V144H82ZM213 144H215V145H219V144H223V143H213ZM103 145V146H102ZM204 145V144H203ZM208 145H211V144H208ZM242 145V144H241ZM85 146H86V149H85ZM202 145H201V143H194V144H188L187 145V151H186V157H187V164L189 165V168H190V170H191V179H190V182H189V185H191L190 186V188L188 189L189 190V197H194V196H196V198H199V199H202V198H206L207 200H216V198H217V196L218 195H216L215 193L218 191V190H223V191H225L224 189L226 188V189H237V191L239 190V187H242V188H244L245 190H247V189H249V186H248V180L247 181H244V179H245V175H247V173H246V168H248V169H251V166H250V162L251 161H253L254 160V158H252V155H254V152L252 153V144H250V145H245V147H240L239 148V151H236V149H233V147H230V149L229 150H227V148H215V147H213V148H209V147H201ZM97 147V148H96ZM106 147V148H105ZM200 147V148H199ZM74 149V151H71V150H73ZM75 148H77V149H75ZM89 150H88V149ZM91 148H93L92 150H90ZM108 148V149H107ZM150 147H149V145H147L146 143H142V145L141 146H139V147H137L136 148V150H134V152H136V154L137 155H135V159H136V162L138 163V161H140V160H142V161H140L141 163H145V166L146 165H148L149 164V158H150V154H151V151H149L150 149H149ZM7 149V148H6ZM79 149V150H78ZM106 149V150H105ZM113 149V150H112ZM159 149H160V146H159ZM200 149V150H199ZM242 149V150H241ZM4 150H5V148H4ZM75 150H78V152L77 151H75ZM86 150V151H85ZM191 150V151H190ZM212 150V151H211ZM63 151H65L64 149L63 150H61V152H62V154H60V155H62V156H64L63 154H65V152H63ZM89 153H88V152ZM138 151H141V152H138ZM194 151H197L196 152V155H197V158H196V160L195 161H192L191 160V154L194 152ZM200 151V152H199ZM227 151V152H226ZM72 152V153H71ZM94 152H97V153H94ZM107 152V153H106ZM148 152V153H147ZM199 152V153H198ZM213 152V153H212ZM224 152V153H223ZM76 153H74L73 154V156H78V154L76 155ZM86 153H87V155L88 154H90V156L91 157H93L94 158V160L93 159H91V157H89V160H91V161H89V160H86V158L89 156H87L86 155ZM147 153V154H146ZM211 153V154H210ZM230 153H232V155L230 154ZM242 153V154H241ZM257 153H258V157H260V158H262L263 156H264V149H262V148H257ZM91 154H94V156L93 155H91ZM110 154V155H109ZM142 154V155H141ZM160 154V153H159ZM189 154V155H188ZM144 155V156H143ZM87 156V157H86ZM111 156V157H110ZM136 156H138V157H136ZM222 156H225L224 158L222 157ZM86 157V158H85ZM140 157V158H139ZM207 157V158H206ZM210 157V158H209ZM111 160H110V159ZM145 158V159H144ZM63 159H65V157L63 158ZM62 159V160H63ZM69 159H70V162L74 165H71L70 163H69ZM85 159V160H84ZM88 159V158H87ZM149 159V160H148ZM223 159V160H222ZM62 160H60V161H62ZM93 160V161H92ZM138 160V161H137ZM221 160V161H220ZM92 162V163H89V162ZM146 161V162H145ZM242 161V162H241ZM76 162V163H75ZM106 162V163H107ZM108 162V163H109ZM140 162H139V166L138 167H140V166H143L144 164H140ZM232 162V163H231ZM66 163V160H64V162L62 163L63 165L61 166V167H64L65 164ZM107 163V164H108ZM109 163V164H110ZM136 163V164H137ZM190 163V164H189ZM263 163H264V161H261V163H260V165H263ZM84 164H85V166H84ZM91 164V165H90ZM108 164V165H109ZM227 164V165H226ZM235 164V165H234ZM240 164V168L238 167V165ZM76 165V166H75ZM89 165V166H88ZM205 165V166H204ZM219 165V166H218ZM243 165V166H242ZM69 166H71V167H76L75 168V170H74V168H72L71 169V167H69ZM225 166H228V171L226 172V173H224V176L223 175H221L222 173H223V170H224V168H225ZM249 166V167H248ZM85 167V168H84ZM242 167H243V171H242V173H241V170H242ZM70 168V169H69ZM214 168V169H213ZM68 169V170H67ZM85 169H87V170H85ZM90 169H91V171H90ZM247 169V170H248ZM74 170V171H73ZM82 172H80V171ZM83 170V171H82ZM106 171H107V169H105ZM104 170V172H106ZM193 170V171H192ZM196 170V171H195ZM64 169L63 168H61V170H60V176H61V174H63L64 172ZM68 171V172H69ZM85 171L87 172V173H85ZM205 171V172H204ZM67 172V173H68ZM70 172V173H71ZM214 172V173H213ZM233 172V173H232ZM70 173H68V174H70ZM213 173V174H212ZM79 174H77L76 176L80 179H82L84 176L82 175V177H81V175H79ZM199 174V175H198ZM202 175H204V176H206L207 177V179H208V187H206V188H204V189H202V188H200V187H198V185L200 184V182H201V180H202ZM240 175H242L241 177H240ZM244 175V176H243ZM76 176H74V178H76ZM167 176V175H166ZM228 176V177H227ZM194 177V178H193ZM242 178V179H241ZM166 179V182H167V178H164V180ZM222 179V180H221ZM73 180V179H72ZM192 181V182H191ZM198 181V182H197ZM220 181H222L221 183H220ZM224 181V182H223ZM196 182V183H195ZM241 182V184L239 185V183ZM74 183H75V181H74ZM80 183H82V182H80ZM220 183V184H219ZM168 184V183H167ZM166 184V186H165V188H169L170 187V185L168 184L167 185ZM217 184V186L216 187H214V185H216ZM242 184H243V186H242ZM219 185H221L222 186V188L220 189V187H219ZM168 186V187H167ZM192 186H194V187H192ZM238 186V187H237ZM212 187V188H211ZM210 188V189H209ZM195 189V190H194ZM195 191V192H194ZM76 192H74V194L72 193H70L69 195H70V197L71 198H73V201L74 202H76V201H78V200H82V201H84L85 203H88V201H90V202H93V201H95V202H100L99 200H101V202H102V200H103V202H105V200L107 201V202H112L111 204H113V203H116L115 201V197H116V199H120L121 201H126V199H125V197H123V194L121 195V197H120V195L119 194H117V195H115L114 196V194H109V193H107L108 195V199H106L105 197H104V195L106 196V194H104V193H106V192H104V193H102V194H98V193H94V194H92V196H90L88 193L87 194H77V196H79V199L78 200H76L77 198V196H76V194H75ZM196 193H198V194H196ZM210 193V194H209ZM69 195H67V198H62L61 200H60V202H64V203H62V204H64V206L65 207H67V206H69V205H71V204H73V201H72V199L69 197ZM114 196L113 197V199L110 197V196ZM119 195V196H118ZM74 196V197H73ZM86 196H87V198H86ZM97 196V197H96ZM100 196V197H99ZM205 196V197H204ZM82 197H84V198H82ZM93 197V198H92ZM119 197V198H118ZM61 198V197H60ZM98 198H101V199H98ZM109 198H110V200H109ZM128 199L130 198H133V199H131V200H134L135 199V197H127ZM195 198V197H194ZM89 199H91V200H89ZM97 201H96V200ZM127 199V200H128ZM65 200L67 201V202H65ZM114 200V201H113ZM119 200V201H120ZM136 200V199H135ZM188 200H190V199H188ZM69 201H71V203L69 202ZM80 201H78V202H80ZM87 201V202H86ZM118 201V200H117ZM70 203V204H69ZM67 204V205H66ZM83 204V203H82ZM109 205H110V203H108ZM108 204H106V205H108ZM103 205H105V204H103ZM103 205H100V206H103ZM92 206V205H91ZM76 206H72V208H70V209H72L71 211L73 212L72 214H69V216L68 217H70L72 220H73V218H72V216H75V219H77L78 217V219H80L81 220V222H86L87 220H89L90 219V217H87L86 216V214H84V213H82L81 211V209H79V208H77V211H76V209H73V208H75ZM93 207V206H92ZM66 209V211H68L69 210V212L71 213V211H70V209H67V208H65ZM79 209V210H78ZM77 213H76V212ZM106 210H103V212H105ZM68 212V213H69ZM79 212V213H78ZM80 212H81V215H80ZM102 212V211H101ZM101 212H99L98 214L99 215H96V218H94V220L93 221H91V220H89L90 222H96V223H94V224H96V227L98 228V226H99V230L98 231H100V232H98V233H100V234H104L103 232L101 233V226L103 227V225H102V222L103 221H105L106 220V218L107 217H109V215L111 214V212L109 213V212H105V213H101ZM74 213H76L75 215H74ZM84 214V215H83ZM105 214V215H104ZM80 215V216H79ZM101 215H102V217H101ZM82 216V217H81ZM87 218H86V217ZM98 216V217H97ZM104 216V217H103ZM110 216H112V215H110ZM81 217V218H80ZM93 217V216H92ZM101 217V218H100ZM106 217V218H105ZM163 217V218H162ZM158 216L157 218H158V220H157V218H155L158 222L159 221H161V220H164L165 218H167L168 217V215H163V216ZM264 217V216H263ZM100 218V219H99ZM105 218V219H104ZM112 218L113 219H116V220H120V218H119V215H116V216H112ZM74 219V220H75ZM77 219V220H78ZM108 219V218H107ZM193 219L195 220V217H192V223H194L195 221H193ZM205 219H206V217H205ZM211 219L212 220H214V223H216V222H219L220 221V217H219V215L217 216V217H213V218H211V216H209L208 217V223H209V225H208V230L210 231L211 230ZM79 220V221H80ZM97 220H99V221H97ZM79 221H77V222H79ZM101 221V222H100ZM156 222V221H155ZM213 223V222H212ZM212 224V228L214 229H218V231H221V229L223 228V225H224V223H218L217 225L216 224ZM226 223V222H225ZM101 224V225H100ZM153 224H154V222H153ZM152 223H151V226L156 230H159L158 228H156L157 226L156 225H153ZM151 226H148L149 227V229H150V227ZM168 226V225H167ZM147 227V228H148ZM95 228V227H94ZM148 229V230H149ZM168 231H169V227L168 228H166ZM143 230H144V232H143ZM143 230H141L139 233H137V234H139V235H137V234H135V236L134 235H130L129 234V232H128V230H126V232H125V238L123 239V242L124 243H126V241L128 242V243H126V246H124V248L126 249L125 251H124V253H119L117 250H118V248H119V246H121V245H119V239L117 238V237H114V234H113V236H112V233H110L109 235L107 234V236H106V234H104L105 235V237H103V239L101 240H99V239H94L93 240V242H92V240H91V242H84L83 244H81L80 242H78V241H76V243H73L72 245H75V246H73V247H69V248H67L68 249V251H69V253H67V254H64L63 255V257H59L60 258V260L61 259H63V261L61 260H58V261H60V262H62V263H60V262H58L57 264H94L93 262H90V261H94L96 264H103V263H101L100 261L102 260V262H104L105 261V263H107L106 262V260L108 261V264L110 263V261L113 259V261L112 262H114V259H115V264H131V262H133L134 260L137 262H133L134 264H141V263H143V264H146V263H148V262H146L145 263V261H144V259H143V262H141L142 261V258H144L145 256H143L142 258L140 257L141 255H146L147 256V254L148 255H151V254H156V250L154 249V247L153 246H155V244H156V239H155V236H153V235H155V230H153L152 228H151V231L149 230V231H147V229H146V231H145V229H143ZM153 231H154V233H153ZM168 231H166L167 233H168ZM105 232V231H104ZM144 233L143 235L145 236V240L144 239H142L141 241L143 242V241H145L144 243L146 244V238L148 239V241H149V243H148V245L146 244V245H144L143 243H142V245L140 246V245H138V243H137V239H138V237L141 239V237H142V234H140V233ZM152 233V235H151V233L150 234H147V233ZM157 233H158V231H157ZM156 233V234H157ZM148 235V236H147ZM151 235V236H150ZM169 235V234H168ZM168 235L166 234L165 235V238L164 237H160V238H162V240H164V239H167L166 241L168 242ZM109 236V238H107ZM110 236H111V238H110ZM115 236H116V234H115ZM131 236H132V238H131ZM149 236H150V238H149ZM135 237V238H134ZM153 237V238H152ZM107 239V242L108 241H111V242H108V243H105L104 242V240L105 239ZM114 238H116V239H114ZM81 239V238H80ZM114 239V240H113ZM118 239V240H117ZM130 239H132L133 241H131ZM135 239V240H134ZM151 239H153V240H151ZM209 239V247H210V237L208 238ZM161 240V239H160ZM191 242H195V239L193 238H191ZM80 241V240H79ZM101 241H102V243H105V244H107V246H109V248H112L113 250L112 251H114V252H112L111 251V249H106V245L104 246L102 243H101ZM115 241H117V242H115ZM129 241H131V243L129 242ZM134 241H135V243H134ZM158 241V240H157ZM165 241V242H166ZM95 242V243H94ZM116 244H115V243ZM133 242V243H132ZM151 242V243H150ZM153 242H155V243H153ZM165 243V245H166V247H164V248H166V250H167V247H169L168 246V244L169 243ZM100 243L103 245H100ZM110 243H113V244H110ZM108 244H110L111 246H113V247H111L110 245H108ZM121 244V243H120ZM128 244H130V245H128ZM135 244V245H134ZM137 244V245H136ZM153 244V245H152ZM98 245H100V247L98 246ZM132 245V246H131ZM151 245V246H150ZM82 246V247H81ZM84 246V247H83ZM88 246V247H87ZM102 246V247H101ZM116 246V247H115ZM133 248H131V247ZM138 246V247H137ZM144 246V247H143ZM118 247V248H117ZM73 248H76L77 249V251H74V250H72ZM80 248V249H79ZM92 248V249H91ZM116 248V249H115ZM131 248V249H130ZM136 248H139V249H137L136 250ZM146 248V249H145ZM84 249V250H83ZM87 249H89V251H86ZM104 249H106V251L104 250ZM140 249H142V250H140ZM108 250V251H107ZM116 250V251H115ZM129 250H134L133 252H131V251H129ZM138 250H139V252H141V251H143V250H147V252H145V251H143V253H140V254H137V253H139L138 252ZM85 251H86V253H88V254H85ZM109 251H111V253L113 254V253H118L117 255L119 256V257H117V255H116V258H113L112 256L114 255H112L111 253H108ZM104 252V253H108V254H102V253ZM134 252H136V253H134ZM206 252V251H205ZM212 252V251H211ZM211 252H210V250L207 248V255H206V257H205V259H206V262H210L213 258H212V254H211ZM71 253V254H70ZM84 253V254H83ZM98 253H100L102 256H99V254ZM146 253V254H145ZM150 253V254H149ZM70 254V255H69ZM112 256H111V255ZM120 254H122V255H125V256H123L122 257V255L120 256ZM137 256H136V255ZM57 255H61V252L59 251V252H57ZM106 255H109V256H106ZM138 255H139V257L141 258V260L138 258ZM133 256V257H132ZM137 257V258H134V257ZM153 256V255H152ZM216 256H217V254H216ZM101 257H104L105 259L103 260V259H100V260H98V258H101ZM109 257V258H108ZM112 257V258H111ZM115 257V256H114ZM122 259H121V258ZM126 258V260H125V258ZM128 257V258H127ZM106 258H108V259H106ZM121 259L122 261H123V263H122V261H117L116 259ZM131 258H134V260L132 259L131 260ZM147 258V257H146ZM96 259H97V261H96ZM110 259V260H109ZM138 259V260H137ZM168 259H171L172 260V262H173V255L172 256H170L169 258H167V260H166V262L168 261ZM117 261V262H116ZM90 262V263H89ZM121 262V263H120ZM125 262V263H124ZM104 263V264H105ZM114 263H112V264H114ZM198 263V262H197ZM111 264V263H110ZM151 264V263H150ZM153 264H161V263H156V262H153ZM174 264V263H173Z\"/></svg>",
	"mask_w": 264,
	"mask_h": 264
},
{
	"label": "water",
	"instance_id": "95a60500",
	"mask_svg": "<svg viewBox=\"0 0 264 264\" xmlns=\"http://www.w3.org/2000/svg\"><path fill=\"white\" fill-rule=\"evenodd\" d=\"M0 0V9H19V8H38L40 5L54 3L55 0ZM189 2V3H188ZM180 4V28L177 35L175 47L176 61V131L173 138L176 137L178 144L176 147V212H174L172 224V245H173V263L174 264H264V199L254 198L252 193L247 198L235 200H207L206 198L189 197V182L187 181V145L194 143H230L242 145H264V136L261 135H234V136H211V135H191L187 133V123L191 120L186 112V81L190 78L198 77L200 79L225 77L212 73H235L241 72V75L234 77H260L264 78V68L259 64L237 68H205L188 67L185 63L186 43L184 35V10L186 8H233L229 4H249L250 6H239L243 8L264 7V2H191L178 0ZM262 4V5H259ZM182 7V8H181ZM52 27L50 29V40L45 43L44 49L49 48V58L46 66L41 69L32 70H0V77L3 79H20L18 82H25L31 78L41 80L43 89V118L41 134H3L0 135V264H57V223L56 211L61 208H72L71 205L61 207L55 199L54 190V164L55 152L54 143L58 140L55 136V101H56V76L57 70L54 61V10ZM53 44V46H52ZM179 71V75H178ZM179 76V77H178ZM232 75H228L230 77ZM189 121V122H188ZM38 148L41 150V181L38 196L34 201L23 199L6 190L10 177H19L20 173L16 171L15 163L10 156L5 155L4 148H14L21 150L23 148ZM25 162V161H22ZM246 168V173H247ZM263 168H255L254 173L260 175L264 173ZM20 170V169H19ZM248 173H252L248 169ZM251 176L247 175V178ZM3 179V180H2ZM250 180V179H248ZM251 181V180H250ZM260 192L264 188V178L259 182ZM257 183V184H258ZM256 184V189H257ZM10 190V188H9ZM246 191V190H245ZM244 192V191H243ZM11 195V196H9ZM205 197V196H204ZM27 198V197H26ZM190 199V200H188ZM224 199V198H223ZM60 206V207H59ZM78 207V206H77ZM121 207V206H119ZM124 207V206H122ZM137 207V206H135ZM145 207V206H142ZM149 208L159 207L163 209H174L170 206H148ZM113 208V207H111ZM127 208V207H124ZM73 209H77L76 207ZM172 211V210H171ZM225 216L232 223L230 229L225 225L218 231L213 229L214 220L211 219V230H208V217ZM238 216V217H236ZM242 216L243 218H241ZM192 217H195L194 223H191ZM206 217V219H205ZM240 217V218H239ZM235 218V219H233ZM213 222V223H212ZM216 222L214 224H218ZM222 223V222H221ZM210 237V247L209 238ZM191 238L195 242H191ZM240 245L236 244V240ZM246 244V245H245ZM36 245H38L36 247ZM225 251H221V248ZM207 248L212 254V261L206 262L203 259L207 255ZM220 249V250H219ZM206 251V252H205ZM262 251V252H261ZM217 255L224 256L223 259H217ZM205 256V257H204ZM258 257V258H256ZM222 258V257H221ZM200 260L199 263H197Z\"/></svg>",
	"mask_w": 264,
	"mask_h": 264
},
{
	"label": "snow or ice",
	"instance_id": "6c2138e0",
	"mask_svg": "<svg viewBox=\"0 0 264 264\" xmlns=\"http://www.w3.org/2000/svg\"><path fill=\"white\" fill-rule=\"evenodd\" d=\"M29 2H34V0H29ZM36 10H31L32 14H35ZM190 11V10H189ZM9 15H11L8 12L4 13L5 17H8ZM227 41H228V37H223V43L225 44V46H227ZM261 49H262V55L259 58V66L264 68V42L261 43ZM227 62V61H226ZM243 62L247 63L248 58L245 57ZM236 67H240V63H237L235 65ZM0 79H3L2 77H0ZM33 79H38V78H33ZM38 120H39V116H38V111L34 108V114L32 119L28 122L27 125L23 126L22 128H18L16 131H24L30 134H37L38 133ZM12 130L10 129L9 132H11ZM202 132L206 135H211V136H234V135H261L264 136V121H262L258 127V129H252L250 127L247 126H229L228 124H224L223 126H213L212 128H203ZM5 134L3 129H0V135ZM192 135H199L200 132H193L191 133ZM201 147H209V148H229V147H245V145H228V144H219V145H202ZM260 147L262 149H264V145H260ZM216 195L219 196H228V195H233V193H229L223 190H218L216 193ZM21 195H26L28 197L31 198H36L38 196V192L35 191L34 189H30L28 190L26 193H21ZM235 195H238L240 197H244L246 195H248L247 193H236ZM260 196L262 199H264V191L260 192Z\"/></svg>",
	"mask_w": 264,
	"mask_h": 264
}]
</instances>
